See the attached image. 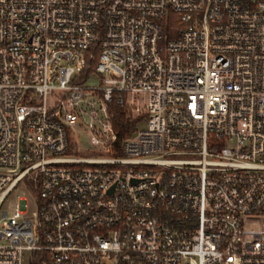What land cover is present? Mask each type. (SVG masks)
Masks as SVG:
<instances>
[{
  "label": "built area",
  "instance_id": "built-area-1",
  "mask_svg": "<svg viewBox=\"0 0 264 264\" xmlns=\"http://www.w3.org/2000/svg\"><path fill=\"white\" fill-rule=\"evenodd\" d=\"M0 264H264V0H0Z\"/></svg>",
  "mask_w": 264,
  "mask_h": 264
},
{
  "label": "trees",
  "instance_id": "trees-1",
  "mask_svg": "<svg viewBox=\"0 0 264 264\" xmlns=\"http://www.w3.org/2000/svg\"><path fill=\"white\" fill-rule=\"evenodd\" d=\"M90 69L84 73V78H88L95 62H90ZM122 95L116 93L114 95L113 101L110 104L111 111L114 114L113 124L115 132L117 133L118 140L115 145L116 156H122V144L125 140L131 138L139 128V125L144 120V117L133 118L131 116L130 110L128 107L123 105L120 102Z\"/></svg>",
  "mask_w": 264,
  "mask_h": 264
},
{
  "label": "rangeland",
  "instance_id": "rangeland-1",
  "mask_svg": "<svg viewBox=\"0 0 264 264\" xmlns=\"http://www.w3.org/2000/svg\"><path fill=\"white\" fill-rule=\"evenodd\" d=\"M98 78H92L89 80L88 84L90 86H97L98 85ZM125 100L127 102V104H134L135 106H140L141 108H144L148 102H149V98L148 96L145 95H128L125 97ZM50 102H52V100H50ZM82 143L84 144V148H88V150H91V147L89 146L87 140H82ZM18 196H23V191L18 192L16 194V197H12V201L10 200V202L6 205V207L8 208L9 212H11L12 207L14 206L15 202L17 201V197ZM247 228L248 229H255V230H261L262 229V222L260 219H254L251 220L248 224H247Z\"/></svg>",
  "mask_w": 264,
  "mask_h": 264
}]
</instances>
